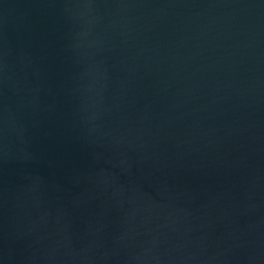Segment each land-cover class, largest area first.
Masks as SVG:
<instances>
[{
    "label": "water",
    "instance_id": "95a60500",
    "mask_svg": "<svg viewBox=\"0 0 264 264\" xmlns=\"http://www.w3.org/2000/svg\"><path fill=\"white\" fill-rule=\"evenodd\" d=\"M0 264H264V0H0Z\"/></svg>",
    "mask_w": 264,
    "mask_h": 264
}]
</instances>
